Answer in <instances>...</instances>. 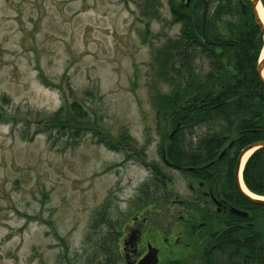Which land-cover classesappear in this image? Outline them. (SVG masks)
Returning <instances> with one entry per match:
<instances>
[{
	"label": "rangeland",
	"instance_id": "1",
	"mask_svg": "<svg viewBox=\"0 0 264 264\" xmlns=\"http://www.w3.org/2000/svg\"><path fill=\"white\" fill-rule=\"evenodd\" d=\"M149 1L0 0V264H122L127 225L146 217L153 241V223L168 237L204 210L194 181L159 153L165 121L151 90L169 89L154 57L180 24L171 0H155L157 17Z\"/></svg>",
	"mask_w": 264,
	"mask_h": 264
},
{
	"label": "trees",
	"instance_id": "2",
	"mask_svg": "<svg viewBox=\"0 0 264 264\" xmlns=\"http://www.w3.org/2000/svg\"><path fill=\"white\" fill-rule=\"evenodd\" d=\"M149 2L151 14L157 17L155 0ZM170 4L181 23L180 31L154 57L155 75L168 83L169 90H151L158 123L165 121L161 154L168 164L188 171L190 166L211 162L225 149V155L212 165L223 162L231 177L241 149L264 141V81L257 70L264 46L260 26L250 0H191L190 6L186 0H171ZM70 109L78 118L91 119L92 126L86 127L95 130L100 143L116 148L86 108L73 102ZM74 117L67 116L66 124L75 121ZM64 125L60 121L57 127ZM129 139L125 133L117 142ZM243 175L251 191L264 195V147L250 155ZM141 192L150 195L148 186ZM238 195L250 214L233 215L238 229L223 231L218 243L224 255L208 264H261L264 204ZM151 196L154 202L163 197Z\"/></svg>",
	"mask_w": 264,
	"mask_h": 264
},
{
	"label": "flooded vegetation",
	"instance_id": "3",
	"mask_svg": "<svg viewBox=\"0 0 264 264\" xmlns=\"http://www.w3.org/2000/svg\"><path fill=\"white\" fill-rule=\"evenodd\" d=\"M189 3L187 4L189 5ZM221 156L219 154L218 159L223 157ZM172 167H175V170L183 171L180 167ZM194 168H197L196 176L188 175L187 179L194 181L197 191L193 198L197 202H201L204 210H190L191 215H181L182 224L169 228L168 237L164 235L166 231L163 228H155L153 223L150 225L149 232L152 231L153 235L157 232L160 233L155 236L156 239L153 241L148 235L149 228H146L148 222L146 217H142L143 227L127 225L121 236L118 237L115 246L118 261L121 260L120 263L139 264L146 255L149 244L158 249L157 264H208L212 259L224 255L218 239L220 241L221 234L227 228L237 230L239 227L235 224L236 220L231 207L237 206L247 210L248 205L238 195L234 177L225 173L223 162L214 165L212 162L208 165L200 164ZM179 202L182 203V200ZM200 216L205 217V220L197 222ZM197 223L202 230L196 237L193 233L198 228L196 227ZM193 236L197 240L195 244V240L190 241V237ZM261 264H263L262 257Z\"/></svg>",
	"mask_w": 264,
	"mask_h": 264
},
{
	"label": "water",
	"instance_id": "4",
	"mask_svg": "<svg viewBox=\"0 0 264 264\" xmlns=\"http://www.w3.org/2000/svg\"><path fill=\"white\" fill-rule=\"evenodd\" d=\"M250 2H251V5L253 7V10H254V14H255L257 23L260 26L261 31H262L263 36H264V20L262 19L261 15L259 13V5L260 4L262 5V2H261V0H250ZM257 70H258L259 74L262 75V78L264 80V76H263V71H264V58L259 63V65L257 67ZM260 146L264 147V141H260V142H257V143L248 145L247 147H245L243 149L242 153L240 154L239 160L237 162V167H236V170H237V172H236V179H237V183L239 184V186H241V184H240L239 179H238V170H239V167H240V164H241L242 157L250 149H252L254 147H260ZM242 191H243V189H242ZM243 193L245 195H247L248 197H250V199H251V196H249L248 194H246L244 191H243ZM254 201H256L258 203H264V200H262V199L261 200L260 199H255ZM232 212H235V213H237L239 215H246V212L245 211L239 210L237 208H232ZM157 252H158V250L156 248L150 247L149 252L144 256L143 259L140 260L139 264H155V263H157V261H158V254H157ZM263 261H264V256H263Z\"/></svg>",
	"mask_w": 264,
	"mask_h": 264
},
{
	"label": "bare ground",
	"instance_id": "5",
	"mask_svg": "<svg viewBox=\"0 0 264 264\" xmlns=\"http://www.w3.org/2000/svg\"><path fill=\"white\" fill-rule=\"evenodd\" d=\"M259 13L262 17V19L264 20V9L261 5H259ZM263 54H264V51H263ZM263 75H264V71H263ZM253 150L251 149L250 151H248L244 157H243V160H242V168H243V165L245 164L246 160L248 159L249 155L251 154ZM241 184H242V187H243V190L246 191L248 194L254 196V197H258L257 195H255L253 192H251L247 186L244 184L243 180L241 179Z\"/></svg>",
	"mask_w": 264,
	"mask_h": 264
}]
</instances>
